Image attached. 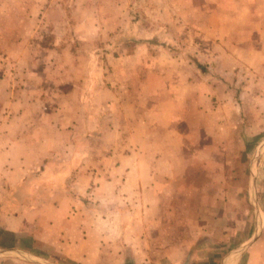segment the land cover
Listing matches in <instances>:
<instances>
[{"label":"rangeland","instance_id":"1","mask_svg":"<svg viewBox=\"0 0 264 264\" xmlns=\"http://www.w3.org/2000/svg\"><path fill=\"white\" fill-rule=\"evenodd\" d=\"M263 26L264 0H0V102L32 100L31 125L48 113L55 120L73 119L61 126L71 130L74 119H84L77 103L90 99L84 109L87 136H92L96 114L90 119L89 113L98 110L93 101H107L101 87L126 96L132 89L128 70L147 61L150 69L166 68L160 75L150 70V83L184 90L191 83L200 93L227 96L231 102L224 113L228 111L232 127L239 126L234 134L230 127L226 154L214 157V167L206 170L194 147L176 150L177 167L181 173L186 168L187 177L171 189L176 201L163 206L164 223L148 229L162 230L156 238L160 243L165 239L185 246L197 239L198 259L192 264H215L243 240L254 244L242 251L239 264L250 258L255 259L252 264H264ZM142 78L141 73L133 82L139 85ZM101 110L103 123L111 125V110ZM85 144L94 146L89 139ZM213 179L231 186L224 196L240 186V195L232 199L237 202L216 198L218 202L206 204L195 190L189 191V185L200 187ZM179 191L190 198L176 197ZM227 211L229 219H220ZM197 221L204 222L202 228ZM156 239L149 243V264H172L153 250Z\"/></svg>","mask_w":264,"mask_h":264},{"label":"crops","instance_id":"2","mask_svg":"<svg viewBox=\"0 0 264 264\" xmlns=\"http://www.w3.org/2000/svg\"><path fill=\"white\" fill-rule=\"evenodd\" d=\"M141 65L128 70L132 89L126 96H114L101 87L107 101H93L98 110L89 113L90 119L96 114L92 136H87L85 116V103L90 105V99L77 103L85 112L84 119H74L71 130L61 126L73 119L55 120L48 113L32 126V100L0 102V252L15 251L54 264H61L60 260L70 264H149V243L160 239L162 230L150 232L148 228L164 223L163 206L176 201L171 189L187 177L186 168L181 173L177 167L176 150L194 147L196 158L209 170L214 167V157L226 154L224 141L239 124L232 127L228 111L224 113L231 102L227 96L200 93L198 85L191 83L185 90L184 86L150 83V70L160 75L166 68L150 69L149 61ZM141 73L148 83L142 78L141 84H135ZM101 107L112 111V118H107L114 119L111 125L103 123ZM87 139L94 142L93 147L83 146ZM184 166L189 168L190 163ZM221 181L189 185V191L195 190L206 204L213 205L216 198L223 203L237 202L232 199L240 195V186L235 194L227 191L224 196V189L231 186H223ZM175 196L183 201L190 198L181 191ZM238 197L245 202V195ZM226 216L228 211L220 219L228 220ZM198 221L197 227L202 228L204 222ZM159 239L153 250L170 263L192 264L198 259L197 239L185 246L165 239L160 243ZM229 254L215 264L240 263L243 253ZM254 260L250 258L246 264ZM0 264L37 263L0 253Z\"/></svg>","mask_w":264,"mask_h":264},{"label":"water","instance_id":"3","mask_svg":"<svg viewBox=\"0 0 264 264\" xmlns=\"http://www.w3.org/2000/svg\"><path fill=\"white\" fill-rule=\"evenodd\" d=\"M253 191H254V194H255V186L253 185ZM257 203L255 202L254 203V208L256 207V220L259 219V209H257ZM257 227V224L255 226V229ZM256 231V230H255ZM255 231H254V234H253V238L252 239H255ZM249 246V244L247 245H242L240 246L238 249L230 252L229 256H233L234 254L236 253H242V251H244L247 247ZM0 253H3V254H7L9 256H13V257H17L19 259H22V260H25V261H35L37 264H54V263H49V262H45V261H37V259H33L32 257L30 256H27V255H23L22 253H16L15 251H9V250H4V251H1ZM11 253H14V254H11Z\"/></svg>","mask_w":264,"mask_h":264}]
</instances>
